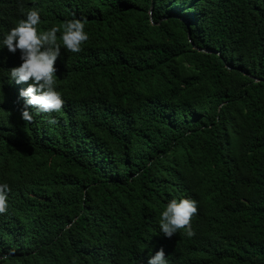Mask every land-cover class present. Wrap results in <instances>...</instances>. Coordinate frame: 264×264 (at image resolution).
I'll return each mask as SVG.
<instances>
[{
  "label": "trees",
  "instance_id": "trees-1",
  "mask_svg": "<svg viewBox=\"0 0 264 264\" xmlns=\"http://www.w3.org/2000/svg\"><path fill=\"white\" fill-rule=\"evenodd\" d=\"M21 7L40 31L87 20L83 51L55 63L59 113L10 80ZM4 183L0 264H148L160 248L168 264H264V0H0ZM185 198L195 235L167 238L161 214Z\"/></svg>",
  "mask_w": 264,
  "mask_h": 264
},
{
  "label": "clouds",
  "instance_id": "clouds-1",
  "mask_svg": "<svg viewBox=\"0 0 264 264\" xmlns=\"http://www.w3.org/2000/svg\"><path fill=\"white\" fill-rule=\"evenodd\" d=\"M21 19L15 27L11 28L4 37L2 43L9 52H20L22 63L18 67L10 69V80L17 84L28 83L29 86L20 91V97L26 98V105L32 106L38 112L44 114L59 113L65 104L61 93L56 90L57 68L55 63L61 56L62 46L72 53L83 51V45L89 40L85 32L86 18H73L63 24V30L59 27H52L47 31H40L38 25L41 23L40 12L36 9L24 10ZM58 33L60 41L58 42ZM22 119L27 123L33 122V115L27 110H22ZM55 125L58 121L50 118L47 121ZM9 185L0 184V214H4L8 208ZM198 213V202L194 199H172L168 202L166 209L162 212L159 221V229L165 237L171 238L180 230H184L191 238L195 235L191 226L192 217ZM71 227V226H69ZM14 254L10 250L9 255ZM8 256L0 257L6 261ZM148 264H168L163 248L156 251L154 256L148 260Z\"/></svg>",
  "mask_w": 264,
  "mask_h": 264
}]
</instances>
